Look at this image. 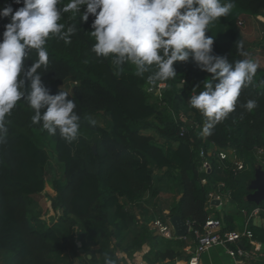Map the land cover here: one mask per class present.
<instances>
[{"label": "trees", "instance_id": "obj_1", "mask_svg": "<svg viewBox=\"0 0 264 264\" xmlns=\"http://www.w3.org/2000/svg\"><path fill=\"white\" fill-rule=\"evenodd\" d=\"M68 2L62 0L58 7ZM10 3L14 9L19 7L13 0H0V8ZM85 7L61 14L59 22L66 28L75 25L76 32L68 44L50 36L45 45L48 67L40 69L52 94L61 90L74 100L81 116L79 138L69 144L58 134L41 130L32 123L33 110L23 100L7 118L6 142L0 145V264H103L104 253L120 257L121 264L122 253L131 255L143 246L148 264L165 259L174 264L177 257L189 255L184 238L160 236L137 216L135 208L164 221L181 216L190 225L185 237L195 244L194 230L201 231L212 214L207 199L215 190L236 208L222 214L214 211L222 230L243 226V209L258 206L264 218V199L258 203L248 199L256 168H264V66L257 62L253 83L242 88L235 111L211 135L203 136L205 118L188 98L193 91H203V81L210 80L211 74L191 60L178 61L176 77L163 81L161 97L148 92V77L155 66L137 76L134 66L118 69L111 58H98L91 51L93 17L86 22L80 18ZM256 15L264 17V0H235L229 14L212 22L206 32L214 39V54L227 56L230 62L246 58L236 47L243 41L246 52L237 22ZM7 22L0 19V42ZM36 58L31 50L25 66ZM66 81L71 83L69 90L63 88ZM248 99L257 101L251 112L240 107ZM96 114L106 116L104 126L97 121L92 126L85 119ZM192 120L196 126H191ZM181 126L186 128L183 135ZM48 146L62 164V176L52 180L55 195L47 196L54 211L49 220L42 217L36 199L46 180ZM258 147L263 148L261 160L254 154ZM210 148L233 149L245 168L234 171L233 163L207 154ZM200 149L211 162L210 172L199 169ZM159 181H166L167 189L177 193L166 210L158 198ZM249 227L264 247V227L251 221ZM244 243L249 249L248 241Z\"/></svg>", "mask_w": 264, "mask_h": 264}, {"label": "clouds", "instance_id": "obj_2", "mask_svg": "<svg viewBox=\"0 0 264 264\" xmlns=\"http://www.w3.org/2000/svg\"><path fill=\"white\" fill-rule=\"evenodd\" d=\"M0 8V19H7L0 42V145L6 142L7 118L17 102L23 100L32 110L31 121L51 136L57 134L71 144L79 138L81 116L74 100L59 90L52 94L42 81L41 68H47L49 52L45 47L51 37L71 43L76 26L60 23L61 14L81 12V19L93 17L90 36L91 51L100 58H111L121 69L135 67L143 76L152 66L150 84L176 77L175 62H189L211 74L203 81V91L188 98L192 108L205 118L202 135L212 134L214 127L235 111L242 88L253 83L259 64L243 51L244 42L236 44L246 58L230 62L227 56L214 54L212 36L206 35L209 25L227 16L235 0H13ZM37 58L25 66L30 51ZM196 86H199L196 85ZM251 112L255 99L240 103ZM85 119L92 126L96 120ZM103 264H120V257L104 253Z\"/></svg>", "mask_w": 264, "mask_h": 264}, {"label": "built area", "instance_id": "obj_3", "mask_svg": "<svg viewBox=\"0 0 264 264\" xmlns=\"http://www.w3.org/2000/svg\"><path fill=\"white\" fill-rule=\"evenodd\" d=\"M237 23L238 25H243V21L241 19H239ZM183 81L184 79H182V82ZM165 86L166 82L161 81L157 82L156 84L147 85L146 90L161 97V91ZM191 123V126H196L195 121L192 120ZM185 131V126H181L180 135H183ZM206 153L214 154L218 161L222 162L226 160L233 163L234 171L243 170L246 166L243 160H241L236 152L231 148H210ZM262 153L263 148L258 147L254 150L255 156L259 160H261ZM199 156V169L201 171L210 172L211 162L205 157L203 149L199 150ZM201 182L204 183L205 178H202ZM223 186L224 183L220 182L219 187L222 188ZM222 197L223 195L220 190L210 191L208 193L207 203L210 207L215 206L220 204ZM214 200H218V203H213ZM242 211L245 213L246 218L242 228L240 229L222 230L218 219L213 218L212 216L207 217L202 226V230H194L196 242L193 248L189 249V255L185 259V264H199L201 254L212 246L224 247L226 252L233 258L240 257L247 260H255L260 257L262 254L256 244L254 233L249 227L250 221L259 214L260 208L255 206L249 211L244 209ZM151 227L156 231L157 234L164 238L171 239L176 237L168 220L164 221L160 217H154ZM241 240L244 242L247 240L252 248L246 249L245 247H238L236 244H238V242ZM231 244L236 246L233 248L231 247Z\"/></svg>", "mask_w": 264, "mask_h": 264}, {"label": "crops", "instance_id": "obj_4", "mask_svg": "<svg viewBox=\"0 0 264 264\" xmlns=\"http://www.w3.org/2000/svg\"><path fill=\"white\" fill-rule=\"evenodd\" d=\"M241 20L243 21V25L239 27H240L241 34L244 40L246 41V53H248L249 57H252L257 62H259L260 64L264 66V17L260 15H256V16H250V17H247ZM262 169L264 170V168ZM158 198L160 199V197ZM145 201H143L144 204H145ZM161 206L162 208H165L164 210H166V207L168 205L162 204ZM210 208H212V214L210 216H212L213 218H216L214 216L215 210L220 214L236 211L235 206L232 203H230L224 195L222 197L220 204H217ZM135 210H136L137 216L142 221H145L146 223H148L149 226H151L153 218H154V216H152V213L151 212L146 213L145 210H141L140 208H135ZM241 213L245 221L246 215L243 211H241ZM257 216H260V214H258ZM257 216H255V218ZM253 219L251 220L252 223H253ZM261 226L264 227L263 225ZM261 226H258V227H261ZM220 227H221V223H220ZM240 228H242V226ZM183 238L186 242V245L184 246V251L186 254H189L188 251L189 249L193 248L194 242H192V240L189 237H183ZM255 241H256L257 246L259 247V251L262 254L260 256L261 258L259 257L255 260H247V259L240 258V257L233 258L226 252L224 247L212 246L201 254L199 264H264V247L260 241H258L257 239H255ZM231 245H234V244H231ZM236 245L240 248L245 247V243L243 247L239 246L238 244ZM250 248H252L251 245H250ZM146 250H147V247L143 246L141 249H138L132 252L131 255H126L122 253L121 255L123 256V260L121 264H148L143 258V254L146 252ZM155 264H169V262H168V259H165V260H159ZM174 264H185V259L181 257H177L175 259Z\"/></svg>", "mask_w": 264, "mask_h": 264}, {"label": "rangeland", "instance_id": "obj_5", "mask_svg": "<svg viewBox=\"0 0 264 264\" xmlns=\"http://www.w3.org/2000/svg\"><path fill=\"white\" fill-rule=\"evenodd\" d=\"M260 18V17H258ZM70 81H66L63 84V88L69 90L70 89ZM98 124L104 126L106 124V116L103 114H96L92 116ZM49 153V162L46 167V180L44 183L43 190L36 196L38 202V209L42 211V217L49 220L50 215H54V211L50 206V201L47 196H54L55 191L52 188V180L55 178H60L62 176V164L58 162L53 156L51 152V148L47 147ZM162 190L159 193L160 201L162 204L169 205L176 197L177 193L175 190H168L166 181H159Z\"/></svg>", "mask_w": 264, "mask_h": 264}, {"label": "water", "instance_id": "obj_6", "mask_svg": "<svg viewBox=\"0 0 264 264\" xmlns=\"http://www.w3.org/2000/svg\"><path fill=\"white\" fill-rule=\"evenodd\" d=\"M92 149L95 151V145H92ZM250 188L252 189V192L248 194V199L258 203L264 199V170L261 167L256 168L255 170V176L250 181L249 184ZM213 203H218V200H214ZM168 221L173 229V232L176 237H185L189 230L190 225L187 221H185L181 216L179 215H171L168 217ZM253 224L256 226H264V219L260 216H257L253 219ZM239 246L244 245V241L238 242ZM88 256H90L88 254Z\"/></svg>", "mask_w": 264, "mask_h": 264}]
</instances>
